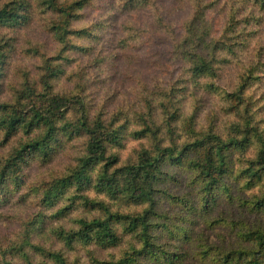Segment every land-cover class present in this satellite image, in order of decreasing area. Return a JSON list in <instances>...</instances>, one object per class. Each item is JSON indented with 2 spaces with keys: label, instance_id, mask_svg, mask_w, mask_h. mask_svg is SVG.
<instances>
[{
  "label": "trees",
  "instance_id": "1",
  "mask_svg": "<svg viewBox=\"0 0 264 264\" xmlns=\"http://www.w3.org/2000/svg\"><path fill=\"white\" fill-rule=\"evenodd\" d=\"M157 1L0 0V264H83L82 247L96 264H264V0H172L190 13L179 34ZM151 3L176 75L124 104L99 97L103 67L148 37L126 26L103 45L105 31ZM212 96L225 119L204 114Z\"/></svg>",
  "mask_w": 264,
  "mask_h": 264
},
{
  "label": "rangeland",
  "instance_id": "2",
  "mask_svg": "<svg viewBox=\"0 0 264 264\" xmlns=\"http://www.w3.org/2000/svg\"><path fill=\"white\" fill-rule=\"evenodd\" d=\"M153 1V0H151ZM110 0H98L97 5L103 3V6L109 4ZM158 2V1H157ZM172 0H162L158 2L159 7L162 9L166 20L177 26V33L179 34V26L182 22L190 15L188 8L186 6L178 5L172 7ZM154 4H150L143 10L132 11L131 13H122L114 21L113 28L110 29V32L105 31L103 35V45H109L112 41H118L120 37H126V34L129 33L127 30H124V27H133L138 29H144L146 31V37L143 44L137 45L136 49L133 51L131 49L119 51V58L115 57L112 65H105L103 67L102 77L105 79L106 83L103 86H97L95 89L99 97H110L113 96L116 99V102L124 104L125 102L133 101L138 97V92L142 85H152L158 82H167L172 79L178 70V63L172 59L171 53V42L164 32L155 30L152 27V21L155 19L154 10L150 7H154ZM100 8L85 9L82 14L83 18L75 23L77 28H81L82 25L94 22L101 15L99 10ZM217 12V13H216ZM163 15V14H162ZM209 19L214 23L215 29H220L223 23V16H221L218 11L211 12ZM39 22V20H37ZM34 22L30 29L29 37L37 44L44 45V49L47 50V53H52L56 45L55 43L42 31L38 30V22ZM113 25V24H112ZM108 34V35H107ZM133 46V45H132ZM28 57L25 59L24 68L26 71L34 72L36 65L38 64V58ZM239 64L235 63L226 67L224 70L219 72L221 77L217 79V84L221 87H228L230 83L233 82L234 78L238 73ZM97 74V73H96ZM94 75V73H93ZM98 85V84H97ZM98 89V90H97ZM204 95L202 94L201 97ZM208 107L205 108V115L208 118H213L216 114L219 115L220 119H225L224 114L221 113V103L219 96H212L209 98ZM118 103L116 106H118ZM129 104H127L128 106ZM194 107L193 102H189L188 110ZM216 115V117H217ZM209 122V121H208ZM136 143L128 142L124 150L122 151L123 157H127L132 149L135 147ZM3 152V148L0 147V154ZM69 155V153L66 154ZM66 157L64 158L66 160ZM38 167H34L30 172L32 175H37L39 172L47 171L48 166L43 165L42 163L33 164ZM65 164L59 167V173L63 172ZM257 218H250V221L255 223ZM2 225V226H1ZM8 225L0 224V233H8ZM12 230V228H10ZM6 231V232H5ZM88 250L82 247L80 251V257L82 258L83 264H96L94 262L95 255L91 254ZM103 254V255H102ZM97 255V254H96ZM108 252H100L98 254L99 260L106 259Z\"/></svg>",
  "mask_w": 264,
  "mask_h": 264
}]
</instances>
